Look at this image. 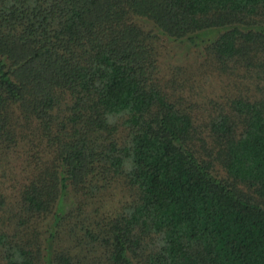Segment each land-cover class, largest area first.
<instances>
[{"label":"trees","instance_id":"16d2710c","mask_svg":"<svg viewBox=\"0 0 264 264\" xmlns=\"http://www.w3.org/2000/svg\"><path fill=\"white\" fill-rule=\"evenodd\" d=\"M0 264H264V0H0Z\"/></svg>","mask_w":264,"mask_h":264},{"label":"rangeland","instance_id":"374dc122","mask_svg":"<svg viewBox=\"0 0 264 264\" xmlns=\"http://www.w3.org/2000/svg\"><path fill=\"white\" fill-rule=\"evenodd\" d=\"M204 38H207L204 36ZM202 37L198 36L194 38V42H188L186 39L181 40H163L161 54L159 59L163 62V67L167 68L170 65L169 73L171 77L176 75L186 76L188 78L190 71L198 68V63L200 64L203 59V44L204 41H201ZM206 40V39H205ZM177 70V74H176ZM193 85L197 89L198 86L205 89L206 94L209 93V90L213 89L214 86L220 84L217 79H212L210 84L204 81L198 76H193ZM217 87V86H216ZM202 94L205 95L204 92Z\"/></svg>","mask_w":264,"mask_h":264}]
</instances>
